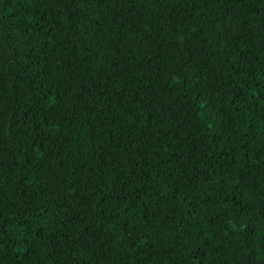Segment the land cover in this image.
<instances>
[{"label": "trees", "instance_id": "obj_1", "mask_svg": "<svg viewBox=\"0 0 264 264\" xmlns=\"http://www.w3.org/2000/svg\"><path fill=\"white\" fill-rule=\"evenodd\" d=\"M0 264H264V0H0Z\"/></svg>", "mask_w": 264, "mask_h": 264}, {"label": "snow or ice", "instance_id": "obj_2", "mask_svg": "<svg viewBox=\"0 0 264 264\" xmlns=\"http://www.w3.org/2000/svg\"><path fill=\"white\" fill-rule=\"evenodd\" d=\"M70 18V17H69Z\"/></svg>", "mask_w": 264, "mask_h": 264}]
</instances>
